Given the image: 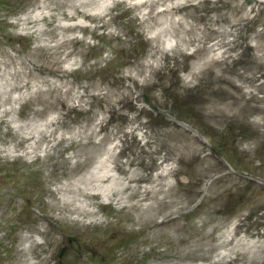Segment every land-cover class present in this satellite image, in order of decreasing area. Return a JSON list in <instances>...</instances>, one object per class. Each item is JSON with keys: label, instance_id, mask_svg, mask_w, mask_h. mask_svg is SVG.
<instances>
[{"label": "rangeland", "instance_id": "obj_1", "mask_svg": "<svg viewBox=\"0 0 264 264\" xmlns=\"http://www.w3.org/2000/svg\"><path fill=\"white\" fill-rule=\"evenodd\" d=\"M189 3L0 0V264H264V0ZM101 157L127 202L71 199Z\"/></svg>", "mask_w": 264, "mask_h": 264}, {"label": "bare ground", "instance_id": "obj_2", "mask_svg": "<svg viewBox=\"0 0 264 264\" xmlns=\"http://www.w3.org/2000/svg\"><path fill=\"white\" fill-rule=\"evenodd\" d=\"M125 1V0H123ZM131 1V6L132 8L135 9H140V8H146L144 9V11L141 14L140 17V21L141 22H145V14L147 15V18L151 21V23L148 25V28L152 29V34H151V39L152 41L157 40L161 33L167 32L168 30V25L172 24L173 26L178 23L179 21L175 19L174 14H176L177 11H179L180 8H182L183 6L186 5H191L189 3V0H184L183 3H181L180 1H173V0H130ZM159 3V7L155 8L154 5H157ZM167 16H171L169 17V20L167 21ZM164 19V20H163ZM167 21V22H166ZM166 22V23H164ZM205 37H207L205 35ZM195 39L190 40V42L192 43ZM213 46V44L210 45V47ZM200 48L196 47L194 49L195 52H197ZM160 49L158 48V45H153L152 49H151V54H153V52H157ZM161 51V50H160ZM163 52V51H162ZM164 53V52H163ZM146 67L150 68V64L147 63ZM194 71H191L190 74H193ZM263 85V83H261ZM239 85V83H238ZM239 88V86H236ZM247 91L246 94L248 95L245 99L247 100H251L253 98V96L250 94L252 93V89L248 88L246 89ZM258 122H263L264 118L263 117H259ZM106 154H103V157H107L111 160H114L117 158L118 154L114 151L113 147H108L105 151ZM104 164V159L98 158L95 159L94 164L92 165L91 169H88L86 171V173H83L80 175L79 178H81V180L75 179L74 181H72L73 184H77V182L83 181L86 182L87 184H89L88 186H86V188L81 189V187L78 185V188H74L73 191H68L65 187H60L61 190H66L68 192H70L72 194V200L75 199V195L73 193H77L78 191H80L79 193L85 197H92V198H98L100 196H105V197H114V200H116L117 202H127L129 200V195L131 194V192L126 195V196H121L120 193L115 190L113 187L109 186L108 181L112 178L113 174L110 172V170L105 169V170H101V165ZM173 175L172 170H168L166 172H164L163 170L158 169V167H156V171L154 173V176L152 178V181H158V180H166L169 179V177H171ZM141 175L140 174H136L134 172H131L130 175L127 178L128 182H137L139 181ZM164 183V182H163ZM165 184V183H164ZM162 185V183H161ZM127 188V187H125ZM136 192L137 195V200H136V207H140L141 203L140 202H145L146 200H148L150 198V190L146 189V186L143 187H139V190L135 189L133 191V193ZM63 203H70L68 201H63ZM140 203V204H139ZM132 206H135L134 204H130ZM72 211L74 212H82L84 209H81L78 206H73ZM167 221L166 219H162L160 221H156V224H159L161 222H165ZM234 228L231 229V234H233L234 232ZM38 233H40V231H38ZM22 239H23V244L20 247L21 250L25 251L26 253L30 252L31 246L35 243L34 239H30V235L27 234L26 232L21 234ZM230 240H228L227 242H229ZM226 242V243H227ZM25 264H32V261H29V263H25Z\"/></svg>", "mask_w": 264, "mask_h": 264}]
</instances>
